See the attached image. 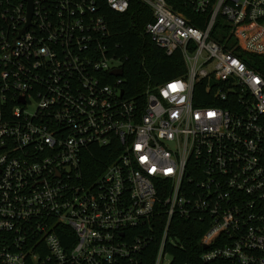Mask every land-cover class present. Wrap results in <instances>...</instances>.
I'll list each match as a JSON object with an SVG mask.
<instances>
[{"label": "built area", "instance_id": "obj_1", "mask_svg": "<svg viewBox=\"0 0 264 264\" xmlns=\"http://www.w3.org/2000/svg\"><path fill=\"white\" fill-rule=\"evenodd\" d=\"M138 1L186 72L135 99L97 0H0V264H171L175 219L200 261L264 264V0H188L203 28Z\"/></svg>", "mask_w": 264, "mask_h": 264}, {"label": "trees", "instance_id": "obj_2", "mask_svg": "<svg viewBox=\"0 0 264 264\" xmlns=\"http://www.w3.org/2000/svg\"><path fill=\"white\" fill-rule=\"evenodd\" d=\"M165 1L174 12L183 14L192 26L203 28L207 22V14L195 13L188 0ZM97 3L99 13L104 17L112 34L110 51L122 64L123 89L126 94L136 99L147 86H157L185 74V64L180 53L167 56L145 34L144 29L151 20V11L143 3L132 0L129 10L124 14L111 11L105 0H97ZM221 24L222 19L219 17L216 27L219 28ZM216 34L218 33L215 30L212 35ZM94 154L97 156L96 161L104 158V153L97 149H94ZM204 232L205 227L202 223L175 219L168 235L178 240L182 247L169 250L173 257L171 264H225L217 261L209 263L200 261L203 250L198 244ZM154 247L147 250L143 256V264H154Z\"/></svg>", "mask_w": 264, "mask_h": 264}, {"label": "water", "instance_id": "obj_3", "mask_svg": "<svg viewBox=\"0 0 264 264\" xmlns=\"http://www.w3.org/2000/svg\"><path fill=\"white\" fill-rule=\"evenodd\" d=\"M112 75H114V76H121L122 75V70H118V71L112 73Z\"/></svg>", "mask_w": 264, "mask_h": 264}, {"label": "rangeland", "instance_id": "obj_4", "mask_svg": "<svg viewBox=\"0 0 264 264\" xmlns=\"http://www.w3.org/2000/svg\"><path fill=\"white\" fill-rule=\"evenodd\" d=\"M112 66L117 67V66H119V64L116 63V62H114V63L112 64Z\"/></svg>", "mask_w": 264, "mask_h": 264}]
</instances>
